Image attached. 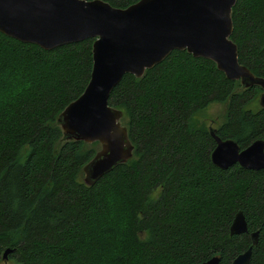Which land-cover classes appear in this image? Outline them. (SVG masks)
Here are the masks:
<instances>
[{
	"label": "trees",
	"instance_id": "obj_1",
	"mask_svg": "<svg viewBox=\"0 0 264 264\" xmlns=\"http://www.w3.org/2000/svg\"><path fill=\"white\" fill-rule=\"evenodd\" d=\"M232 20L240 62L264 77V0H237ZM93 43L48 50L0 31V264L7 248L13 264H231L254 231L250 264H264V169L215 166L210 127L194 121L225 103L216 133L244 149L264 139V108L250 107L262 88L186 50L126 74L109 104L124 111L134 156L87 185L99 143L65 140L57 118L90 81ZM239 210L249 231L231 235Z\"/></svg>",
	"mask_w": 264,
	"mask_h": 264
},
{
	"label": "water",
	"instance_id": "obj_2",
	"mask_svg": "<svg viewBox=\"0 0 264 264\" xmlns=\"http://www.w3.org/2000/svg\"><path fill=\"white\" fill-rule=\"evenodd\" d=\"M237 0H139L116 7L105 0H0V31L22 42L55 49L89 38L93 43V69L84 92L59 114L65 140L99 143L95 155L83 167V180L93 185L135 152L124 111L109 104L113 89L130 73L140 78L174 50L214 61L218 69L244 88L260 86L258 103L264 108V77L239 60L232 39V11ZM216 140L212 162L220 169L239 164L245 169H264V139L241 149L234 139H223L210 127ZM249 231L239 210L231 235ZM253 245L259 232L251 233ZM253 245L231 264H250ZM13 248L4 251L7 262ZM215 255L200 264H220Z\"/></svg>",
	"mask_w": 264,
	"mask_h": 264
},
{
	"label": "rangeland",
	"instance_id": "obj_3",
	"mask_svg": "<svg viewBox=\"0 0 264 264\" xmlns=\"http://www.w3.org/2000/svg\"><path fill=\"white\" fill-rule=\"evenodd\" d=\"M255 102V104L250 107L256 109L260 107V103ZM226 110V104L220 102H214L210 104L208 107L200 110L194 116V121L199 125H205L206 127L217 128L224 120ZM99 148V147H98ZM84 177V176H83ZM158 192L155 193L157 195ZM13 261L3 262L2 264H13Z\"/></svg>",
	"mask_w": 264,
	"mask_h": 264
}]
</instances>
